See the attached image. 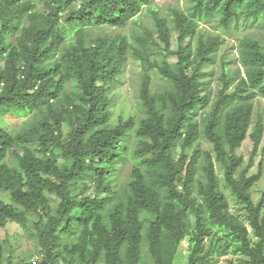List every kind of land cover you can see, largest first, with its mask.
Wrapping results in <instances>:
<instances>
[{"label":"trees","instance_id":"trees-1","mask_svg":"<svg viewBox=\"0 0 264 264\" xmlns=\"http://www.w3.org/2000/svg\"><path fill=\"white\" fill-rule=\"evenodd\" d=\"M151 1L0 0V117H38L21 131L0 122V191L12 199L0 201V229L10 222L25 225L29 213L36 216L40 257L22 264H143L144 238L154 264H174L184 240L188 264H213L229 255L264 264V192L258 202L252 195L262 170H240L244 160L237 154L251 127L254 100L264 96V46L251 37L241 42L243 72L224 71L203 131L226 185L246 209L245 219L231 211L212 154L197 144L195 116L210 100L202 68L213 62L221 40L199 36L192 47L200 21L215 12L226 29L240 13L263 18L264 26V0H194L191 15L176 10L174 51L170 26L156 16L163 49L177 62L152 61L148 52H138L147 117L138 125L132 117L112 124L114 89L129 43L120 33L92 38L89 29L124 27ZM151 69L169 83L158 95L152 93ZM71 82L75 89L68 92ZM132 130L137 162L117 195L113 169L127 154ZM263 130L260 116L255 149ZM0 264H13L1 245Z\"/></svg>","mask_w":264,"mask_h":264},{"label":"rangeland","instance_id":"rangeland-1","mask_svg":"<svg viewBox=\"0 0 264 264\" xmlns=\"http://www.w3.org/2000/svg\"><path fill=\"white\" fill-rule=\"evenodd\" d=\"M194 3V0H152L150 6H144L142 12L124 27L116 29L110 27L89 29L92 38L102 34L120 33L126 37L129 43L126 68L121 76V81L114 89L112 124L118 123L121 119L127 120L132 117L135 118L136 124L138 125L143 118L147 117V110L141 99L144 67L137 53L146 51L149 53L152 61L161 62L164 58H167L172 65H175L177 62L176 56L167 53L163 49L165 44L157 30L158 27L155 18L159 16L166 20L172 31L171 50H177L178 33L174 29V12L180 10L191 15ZM262 20L263 18H260L255 21L245 13H240L239 17L232 21L230 28L226 29L221 23V14L215 12L212 16L200 21L199 32L192 43V47L195 49L198 45L199 36H203L205 39L220 38L221 40V45L214 55L213 62L202 68L205 73L203 81L207 84V89L210 92V100L206 106L199 109L198 115L195 116V120L199 122L201 133L197 144L201 146L203 151H209L212 154L217 174L221 180V188L227 196L230 209L242 219H245L246 209L226 185L224 172L220 163L217 161L214 146L203 134V131L211 116L219 91L222 88L224 71L226 70L229 76H235L239 68L243 72V67L239 62L241 42L246 37H251L258 40L264 46V26L262 25ZM75 37L76 35L73 36V38ZM150 73L153 77L152 93L158 95L165 90L169 83L163 80L155 69H151ZM73 89H75V83L71 82L68 92L74 91ZM260 116L263 117L264 121V96H259L254 100V112L250 130L246 140L237 150V154L241 155L244 160L243 167L240 170L249 167L248 175L258 173L262 170V177L252 190L255 202L260 200L264 192V130L262 140L257 149H255V139L253 138V132ZM37 119L38 117H17L9 115L0 117V122L13 131H21L31 126ZM125 144L128 146L127 154L113 169L115 170L114 186L117 195L123 193L128 186L132 167L137 162L134 157V152L138 146L135 130L130 132L129 136L125 139ZM179 153L180 149H178ZM204 160V156H201L198 161V178L202 179ZM8 161L11 164H16L13 156H9ZM261 163H263V167H261ZM90 194H95L94 189H91ZM0 201L12 203L10 195L2 191H0ZM52 206H56L54 200L52 201ZM28 216L29 221L25 225L10 222L6 229H0V245L2 246L4 258H11L13 264L34 261L40 257L39 240L34 223L36 216L32 213H29ZM76 236L66 237L63 242L69 243L75 241L77 239ZM142 256L143 264H154L146 238L142 242ZM188 256V241L184 240L179 247L174 264H188ZM227 258H234L236 264H245L239 258L231 255L213 264H229Z\"/></svg>","mask_w":264,"mask_h":264}]
</instances>
